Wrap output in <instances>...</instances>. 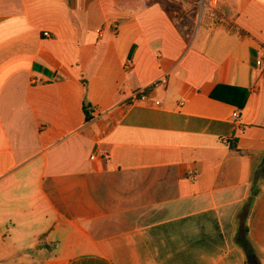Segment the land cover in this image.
Here are the masks:
<instances>
[{"label":"crops","instance_id":"0c3cea01","mask_svg":"<svg viewBox=\"0 0 264 264\" xmlns=\"http://www.w3.org/2000/svg\"><path fill=\"white\" fill-rule=\"evenodd\" d=\"M207 1L0 0V264H251L257 172L264 264V0Z\"/></svg>","mask_w":264,"mask_h":264},{"label":"trees","instance_id":"16d2710c","mask_svg":"<svg viewBox=\"0 0 264 264\" xmlns=\"http://www.w3.org/2000/svg\"><path fill=\"white\" fill-rule=\"evenodd\" d=\"M215 16L218 17V13L216 12L215 13ZM220 89V88H218ZM218 89H216L212 96L214 98H218L219 95H218ZM238 91H240V93H242L243 95V99L241 102L237 103V105L242 108L244 107L245 103H246V99H247V91L246 90H242V89H237ZM149 92V91H148ZM85 113H86V120L87 121H90L92 119V116L91 114L89 113V111L87 109H85ZM261 177L260 176V173L257 172L254 180H253V183H252V187H251V192H250V196L248 198V201L246 202L245 204V207L242 211V214H241V223H242V231L238 237V243L239 245L243 248V250L245 251L247 257H248V260H250L251 257L253 256H256V251L253 247V244L251 242V240L249 239L248 237V229H247V226H246V219H247V216H248V213H249V209L254 201V198L255 196L258 194L259 190H260V184H261ZM257 257V256H256Z\"/></svg>","mask_w":264,"mask_h":264},{"label":"built area","instance_id":"2783aa9c","mask_svg":"<svg viewBox=\"0 0 264 264\" xmlns=\"http://www.w3.org/2000/svg\"><path fill=\"white\" fill-rule=\"evenodd\" d=\"M204 4L209 7L212 16L216 17L215 13L217 11L218 0H208ZM44 35L46 37H50V34L48 32H45ZM163 83H165V80H160V81H157L156 83H154L152 86L153 87H157V86H159L160 84H163ZM148 91L149 90H145V91H142V92L138 93L137 96L135 97L136 100H138V101H148L149 98H150V94H149ZM233 116L239 117L240 116V110H238V109L235 110ZM92 158H94V156ZM190 178L194 179V174L193 173L190 174Z\"/></svg>","mask_w":264,"mask_h":264},{"label":"water","instance_id":"95a60500","mask_svg":"<svg viewBox=\"0 0 264 264\" xmlns=\"http://www.w3.org/2000/svg\"><path fill=\"white\" fill-rule=\"evenodd\" d=\"M250 262H251V264H259V261H258L257 257H255V256L251 257Z\"/></svg>","mask_w":264,"mask_h":264}]
</instances>
